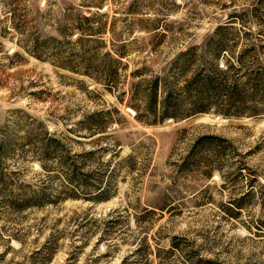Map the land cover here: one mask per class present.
Returning a JSON list of instances; mask_svg holds the SVG:
<instances>
[{"label": "rangeland", "instance_id": "1", "mask_svg": "<svg viewBox=\"0 0 264 264\" xmlns=\"http://www.w3.org/2000/svg\"><path fill=\"white\" fill-rule=\"evenodd\" d=\"M9 7H28L43 35L55 32L65 7L105 13L132 42L129 71H161L222 24L249 27L264 42V0H0V33ZM156 19L172 28L164 38L142 28ZM10 37L0 41L20 56L0 52V143L11 142L0 166L17 185L44 186L53 197L61 189L29 151L27 134L42 122L75 137L68 129L86 113L117 106L123 116H113L104 142L122 148L100 155L114 172L108 199L59 198L23 210L0 203V264H264V115L211 111L147 125L119 91L38 59ZM204 135L215 138L197 143ZM66 142L75 153L92 146Z\"/></svg>", "mask_w": 264, "mask_h": 264}, {"label": "trees", "instance_id": "2", "mask_svg": "<svg viewBox=\"0 0 264 264\" xmlns=\"http://www.w3.org/2000/svg\"><path fill=\"white\" fill-rule=\"evenodd\" d=\"M64 10L62 19L56 20L55 32L43 35L28 7H9L8 28L0 35L10 34L20 48L38 59L89 77L108 91H119V101L127 98L135 119L147 125L211 111L230 117L264 115V42L260 36H256L259 42H254V32L249 27L218 25L203 46L186 47L161 71H152L147 66L129 71L130 63L124 59L132 42L124 38L123 32L108 26L103 20L105 13L88 9L86 14L74 7ZM142 28L160 38L172 31L159 19ZM0 52L8 58L20 56L18 51L10 55L2 41ZM114 115L123 116L117 106L105 105L86 113L68 129L75 137L59 136L43 122L38 125L37 130L27 134L30 154L41 170L59 176L61 189L53 197L44 186L17 185L15 175L10 178L0 166V203L13 210H23L59 198L97 201L111 197L114 174L110 169L111 158L104 160L100 155L110 151L109 157L115 156L122 148L119 140L104 142ZM214 138L204 135L197 143ZM66 139L92 146L75 153ZM10 145V140L0 143V153ZM192 157L200 159L198 155ZM197 264L215 263L200 258Z\"/></svg>", "mask_w": 264, "mask_h": 264}]
</instances>
